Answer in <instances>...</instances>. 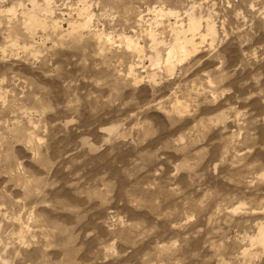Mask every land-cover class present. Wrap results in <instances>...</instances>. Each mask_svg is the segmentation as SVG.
Here are the masks:
<instances>
[{
  "label": "rangeland",
  "instance_id": "374dc122",
  "mask_svg": "<svg viewBox=\"0 0 264 264\" xmlns=\"http://www.w3.org/2000/svg\"><path fill=\"white\" fill-rule=\"evenodd\" d=\"M31 1L0 0V264H264V0Z\"/></svg>",
  "mask_w": 264,
  "mask_h": 264
},
{
  "label": "bare ground",
  "instance_id": "6f19581e",
  "mask_svg": "<svg viewBox=\"0 0 264 264\" xmlns=\"http://www.w3.org/2000/svg\"><path fill=\"white\" fill-rule=\"evenodd\" d=\"M31 2H32L31 5H33V7H32L33 11L28 12V14H23L24 15L23 18H25L26 24L31 25V26H37V25L46 26V25L42 24L41 20L38 19L37 14L35 12L38 9H40L47 18L52 17L54 15V11L52 10V7H51L52 1L46 0V2L44 3L45 6H43V7L36 4L37 3L36 0H32ZM163 12H165V11L162 10L161 13L164 14ZM9 13H12L13 15H15L16 10L12 9L9 11ZM82 14L84 15V13H82ZM169 14L173 15L171 12H169ZM87 17H89V18L82 25L79 26V25H77V23H72V24H70V27L73 30H75L77 28H79V29L80 28H87V26L91 22V16L88 15ZM189 18H190V20H189V25L187 27L188 29L185 30L184 28H180L181 30L176 34V37L174 36L175 42H172L171 43L172 45H170V47H168V50L165 53L166 55H163L162 52L160 51L161 53L158 52L155 55V57L151 58L154 66L159 68V69L164 70V72L166 74L169 73L172 75V73H175V72H173V71H176L175 66L177 64H179L180 62L182 63L183 60L185 61L186 58H189V55L193 54L192 52L197 49V45H196L197 43L193 39L195 36H196V38H197V36H199L201 39L205 38V36L200 35L201 34L200 33V29H201V27H200L201 22L200 21L201 20H198L195 16H190ZM52 22H53L54 28L59 27V23L57 21H52ZM209 31L211 32V34L215 35L214 28H210ZM125 39H126L130 49L132 48V49H135L136 51L141 50V48H139V45L135 44V42H133V40L131 38H125ZM107 40L112 41L113 39L109 38ZM131 72L132 73L134 72V68H132ZM108 131H110L111 133L114 132V131H112V129H110ZM255 241H257L258 243H260L261 245L264 246V227H261L259 229V233H258V236L256 237Z\"/></svg>",
  "mask_w": 264,
  "mask_h": 264
}]
</instances>
